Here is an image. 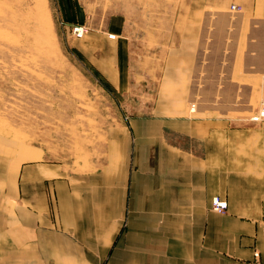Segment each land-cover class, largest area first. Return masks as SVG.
I'll use <instances>...</instances> for the list:
<instances>
[{
  "label": "crops",
  "instance_id": "0c3cea01",
  "mask_svg": "<svg viewBox=\"0 0 264 264\" xmlns=\"http://www.w3.org/2000/svg\"><path fill=\"white\" fill-rule=\"evenodd\" d=\"M155 7L76 38L130 111L86 158L0 135V264H264V122L230 110L264 101V0Z\"/></svg>",
  "mask_w": 264,
  "mask_h": 264
},
{
  "label": "rangeland",
  "instance_id": "374dc122",
  "mask_svg": "<svg viewBox=\"0 0 264 264\" xmlns=\"http://www.w3.org/2000/svg\"><path fill=\"white\" fill-rule=\"evenodd\" d=\"M158 1L0 0V135L46 145L70 161L86 158L130 111L76 51L73 29L115 15L148 20ZM258 108L230 110L248 121Z\"/></svg>",
  "mask_w": 264,
  "mask_h": 264
},
{
  "label": "built area",
  "instance_id": "2783aa9c",
  "mask_svg": "<svg viewBox=\"0 0 264 264\" xmlns=\"http://www.w3.org/2000/svg\"><path fill=\"white\" fill-rule=\"evenodd\" d=\"M86 30L87 29L84 26L78 25L74 27L73 33L76 37H81L85 34ZM192 112H194V109H192ZM250 120L256 123L264 121V101L260 104L257 111L250 117ZM212 209L216 212L224 213L227 210V202L221 199L219 196H216L212 202ZM256 264L260 263L257 262Z\"/></svg>",
  "mask_w": 264,
  "mask_h": 264
},
{
  "label": "bare ground",
  "instance_id": "6f19581e",
  "mask_svg": "<svg viewBox=\"0 0 264 264\" xmlns=\"http://www.w3.org/2000/svg\"><path fill=\"white\" fill-rule=\"evenodd\" d=\"M194 106V107H193ZM192 109H194V112H196L197 106L196 105H192V108L190 109V111L192 112ZM193 113V112H192Z\"/></svg>",
  "mask_w": 264,
  "mask_h": 264
}]
</instances>
